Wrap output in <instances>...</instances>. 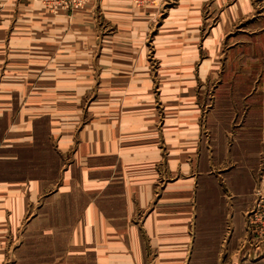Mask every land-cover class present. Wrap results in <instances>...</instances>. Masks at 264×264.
Listing matches in <instances>:
<instances>
[{"label":"crops","instance_id":"0c3cea01","mask_svg":"<svg viewBox=\"0 0 264 264\" xmlns=\"http://www.w3.org/2000/svg\"><path fill=\"white\" fill-rule=\"evenodd\" d=\"M169 2L0 0V166L56 167L0 175V264H264V96L208 104L195 49L155 80L149 23L196 38L206 0Z\"/></svg>","mask_w":264,"mask_h":264},{"label":"rangeland","instance_id":"374dc122","mask_svg":"<svg viewBox=\"0 0 264 264\" xmlns=\"http://www.w3.org/2000/svg\"><path fill=\"white\" fill-rule=\"evenodd\" d=\"M157 1L135 0V3L140 8H151L156 5ZM169 1L171 0H166V2ZM179 1L172 0L169 7L174 9ZM164 20L157 24L150 22L143 35L144 59L150 65L155 80L158 79L160 68L164 66L172 68L176 58L180 60H183L182 57L190 58L195 49L198 54L197 63L209 59L212 65L208 76V86L198 85L195 88L198 96H207L208 104L215 100H212L213 96L222 95L224 91L230 94L239 90L247 95L253 93L257 96H264V0H206L199 19L201 24L197 25L193 21L189 23L200 30L196 38H194V33L192 35V32L187 31L185 22L172 23L171 37L164 38V33H170L167 31L169 26L163 24ZM225 24H228V27L224 26L222 29ZM98 26L101 32L110 30L109 25L104 27L103 22L98 21ZM153 27H155L154 30H152ZM215 28H218L216 37L214 36ZM175 74L176 71L172 70V77ZM222 80L228 82L224 83L225 86L218 87ZM229 80L242 83L237 85L235 82L229 83ZM155 84L159 85V82L155 81ZM158 85L154 87V94L158 96L155 101V110L157 125L163 131L167 113L160 94L166 88H160ZM218 90L220 91L217 93ZM51 161L55 164V160ZM42 162L41 160L35 161L32 168L21 164L11 170L2 164L0 175L4 177L13 174L15 170L20 174L32 171L33 177L46 172L48 175L56 173V167H50L49 170L40 167Z\"/></svg>","mask_w":264,"mask_h":264},{"label":"built area","instance_id":"2783aa9c","mask_svg":"<svg viewBox=\"0 0 264 264\" xmlns=\"http://www.w3.org/2000/svg\"><path fill=\"white\" fill-rule=\"evenodd\" d=\"M44 7L53 14H58L60 12L67 13L70 17L73 12L81 7H83L88 0H38ZM258 220L260 222L259 232L264 235V211L259 212Z\"/></svg>","mask_w":264,"mask_h":264}]
</instances>
